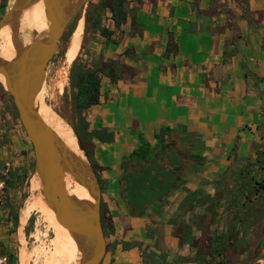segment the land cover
<instances>
[{
    "label": "crops",
    "instance_id": "crops-1",
    "mask_svg": "<svg viewBox=\"0 0 264 264\" xmlns=\"http://www.w3.org/2000/svg\"><path fill=\"white\" fill-rule=\"evenodd\" d=\"M127 8L122 43L99 38L92 47L105 61L131 49L121 62L136 69L115 84L105 78L90 111L93 128L113 133L95 152L113 223L102 264H157L156 255L170 260L188 246L181 248L180 221H172L190 195L215 197L264 178V0H130ZM143 171L173 185L139 207L146 214L128 203L123 181Z\"/></svg>",
    "mask_w": 264,
    "mask_h": 264
},
{
    "label": "rangeland",
    "instance_id": "rangeland-1",
    "mask_svg": "<svg viewBox=\"0 0 264 264\" xmlns=\"http://www.w3.org/2000/svg\"><path fill=\"white\" fill-rule=\"evenodd\" d=\"M14 1L11 0L6 7L0 3V19ZM87 8L88 4L77 15L76 18L79 19L75 21L76 25L79 20H85ZM83 35V43L76 58L80 53H83L84 59L91 60L94 53L92 48L94 36L90 31L87 34L84 32ZM41 36V33L33 32L31 40L26 44ZM70 38L61 40L56 54L49 62L44 87L40 94L52 112L68 128L73 130L76 136L74 127L78 119L70 85V71L73 63L70 66L65 65V53ZM86 42L87 48L82 50ZM0 86L4 88L1 82ZM13 109L12 100L0 91V143L2 145L0 156L3 157L0 158V216H8L9 218L7 225L0 222V240L7 244L14 253L17 264H50L67 230L62 238L56 237L53 224L39 210L30 215L24 227H18L17 232L14 228L15 215L19 214L20 222L21 210L30 196V181L34 176L35 168L33 167L34 152L32 146L23 145L18 133L14 131ZM14 173L16 175H13ZM258 177L254 176L252 179L243 180L242 188L225 191L223 195H216L210 199L206 198L202 205L199 203L193 207L184 220L193 228V242L175 253V256L173 255L169 261L172 264H202L204 259L208 261L210 258L207 256L210 251L208 247L210 239L226 237V239L229 238L237 244L235 247L230 246V250L227 251L230 264H264V211L262 214L258 212V209L264 210V202L260 200L258 204L252 202L245 205L247 203L245 198L254 194V181L264 179ZM5 179L13 180L17 188L4 190ZM213 198L221 199L220 203L218 202V204ZM8 204H13V212H10ZM31 218L32 221L30 222ZM27 226L30 231L29 235L25 232ZM180 227L184 228L183 220ZM34 250L41 252L38 260H36ZM257 251L261 255L256 260H251L250 253L254 255ZM200 252L206 253V256H200ZM162 255L167 254L163 252ZM2 262L5 260L0 257V264ZM59 264L66 263L60 261Z\"/></svg>",
    "mask_w": 264,
    "mask_h": 264
},
{
    "label": "water",
    "instance_id": "water-1",
    "mask_svg": "<svg viewBox=\"0 0 264 264\" xmlns=\"http://www.w3.org/2000/svg\"><path fill=\"white\" fill-rule=\"evenodd\" d=\"M34 1L15 0L0 19V31L9 27L17 47L14 59L6 61L0 58V75L5 79L1 83L12 96L25 135L31 143L34 176L41 181L42 196L58 223L78 244L79 258L74 264H101L107 254V241L101 218L102 188L97 174L77 136L84 157L70 151L40 116L37 107L47 67L68 25L92 0H40L48 28L41 37L25 44L20 41L21 19ZM67 174L88 191L93 201L70 195L66 185Z\"/></svg>",
    "mask_w": 264,
    "mask_h": 264
},
{
    "label": "trees",
    "instance_id": "trees-1",
    "mask_svg": "<svg viewBox=\"0 0 264 264\" xmlns=\"http://www.w3.org/2000/svg\"><path fill=\"white\" fill-rule=\"evenodd\" d=\"M129 1L130 0H92L88 4L87 13L85 16L86 34L90 31L93 34L95 41L99 40V38H103L105 40L104 45L108 43H113L115 45L121 44L125 38V31L122 29V27L126 23L129 16V11L127 8ZM2 6H7V0H4L2 2ZM107 13H110V17L107 16ZM77 19L79 18H75L73 21H71L61 40H67L72 36L76 28L75 21ZM108 20H111L113 22L115 26L114 29H111L107 26ZM86 48L87 42L86 45H83L82 50H85ZM77 53L75 54V61L73 62L70 71V85L73 93L74 107L78 119L74 129L82 149L84 150L87 158L89 159L92 167L97 174L99 183L103 191L101 167L99 166L95 158V152L98 148L96 143L97 141L103 143L111 142L113 140V133L110 132L107 128H93L92 122L90 121V111L93 107L99 105L101 102L102 86L103 80L105 78L108 79L110 83L115 84L120 82L124 78V76L136 75V69L134 67L127 65V63L125 62H121L122 58L133 57L135 53L132 52L131 49H126L119 52L115 58H112L108 61H105L102 53L99 54V58L97 60L94 59L93 56L91 60H86L83 58V53H80L76 58ZM0 91L4 96H8V98L12 100V105L14 108L12 114L15 119H18V123L16 126L22 127L12 96L1 86ZM14 131L16 132L15 128ZM24 143H26L28 147H31V143L27 139L24 141ZM13 175H16V173H14ZM123 181L127 184L124 189L126 192L125 198L131 206L136 208L137 213L140 212L141 214H146V212L138 211L139 207H143L144 204L146 205V203L148 202H150L151 204L162 199L165 194L169 193V191L173 189L172 184L168 183V185L164 186V181L159 179L157 175L146 174L145 171H143L142 173L126 175L124 176ZM9 188L15 189L17 187L13 180L5 179L4 190H7ZM253 190V196L245 198L247 202L245 203V205H249V203H252L256 196L258 197L259 201L262 200L261 198L264 197V179L254 181ZM206 198L210 199L211 196H204L202 194V196L199 197L198 193H194L193 195H190V197H188V203L186 201L182 205H180L178 212L174 214V219L172 221L174 224L180 221L182 226L183 220L184 228L180 227V231L177 232L178 235L182 238L181 248L185 245H190L193 242V228L190 227V225H188L184 220L186 216L191 212L192 208L196 207V205L199 203L200 205H202ZM213 199L217 203L221 201V199L219 198ZM191 200H193V204H189ZM9 207L10 211L12 212L13 208L11 207V205H9ZM263 211L264 210L258 209V212L260 214H262ZM101 218L107 240L108 253V231H113V223L107 212L103 192ZM31 221L32 218L30 219V222ZM14 227L15 229L19 227L18 215H16L14 218ZM25 232L27 235H29V227H26ZM122 244L125 249L129 248L130 246L142 248L143 245L142 243L129 244L125 242H123ZM236 245V243H233V241H231L229 238L226 239V237L211 238L208 246L210 251L207 255L210 258L209 260L207 259L208 261L204 259L202 264H230L227 251L230 250V246L235 247ZM199 254L200 256H206V253L200 252ZM252 254L253 253H250V258L253 261L259 258V256L261 255V253L258 251L255 252L254 255ZM156 256L159 257L156 262L157 264H172L168 260V255Z\"/></svg>",
    "mask_w": 264,
    "mask_h": 264
},
{
    "label": "bare ground",
    "instance_id": "bare-ground-1",
    "mask_svg": "<svg viewBox=\"0 0 264 264\" xmlns=\"http://www.w3.org/2000/svg\"><path fill=\"white\" fill-rule=\"evenodd\" d=\"M47 28L48 23L45 18L43 3L40 0H35L31 8L24 13V16L21 19L20 41L26 44L31 40L33 32L42 34L47 30ZM84 29L85 20L81 19L76 25L75 31L70 38L69 45L65 53V65L67 66H70L73 63L75 54L81 48V44L83 43L82 38L85 32ZM10 31V28L7 27L6 32ZM16 52L17 47L16 45H14L12 36L10 35L5 47L0 50V58L6 61L12 60L16 57ZM0 82H5V79L2 75H0ZM37 107L40 116L49 126H51L56 131V133L70 149V151L77 156L84 157L83 151H81L80 145L73 130L68 128L61 120L58 119V117L52 112L49 106H47V104L44 102V98L41 96V94L37 99ZM66 185L70 195H72L73 197H76L80 200L93 201L88 191L84 187L76 183L71 175H66ZM36 210L41 211L45 215L46 219L53 224L56 237L59 236L60 238H62L67 229L60 223H58L53 211L45 202L41 192V181L38 176H34L30 181V196L27 199L23 209L21 210L20 215V223L22 227H24L30 215ZM50 222L49 225H51ZM38 248L40 247L38 246ZM34 255L37 258L36 260H38L40 258L41 252L38 250H34ZM78 255V244L74 237L67 230L58 248L55 251L53 261L50 264H59L60 261H63L66 264H73L77 261Z\"/></svg>",
    "mask_w": 264,
    "mask_h": 264
},
{
    "label": "flooded vegetation",
    "instance_id": "flooded-vegetation-1",
    "mask_svg": "<svg viewBox=\"0 0 264 264\" xmlns=\"http://www.w3.org/2000/svg\"><path fill=\"white\" fill-rule=\"evenodd\" d=\"M1 148H2V145L0 143V152H1ZM34 165H35V162H34ZM33 165V167H34ZM1 176V175H0ZM103 192V191H102ZM101 204H102V201H101ZM9 205H11V207L13 208V211H14V207H13V204H8V207ZM10 209V207H9ZM193 209V208H192ZM12 211V212H13ZM11 212V211H10ZM19 216V214H16ZM15 215V216H16ZM0 222H3V223H6L9 224V218L8 216L5 217V216H0ZM181 224V223H180ZM28 227V226H27ZM15 228V227H14ZM15 231L17 232V228L15 229ZM107 241V240H106ZM0 257H2L5 262H2L1 264H17V260L15 258V255L14 253L11 251V249L7 246V244H5L2 240H0Z\"/></svg>",
    "mask_w": 264,
    "mask_h": 264
}]
</instances>
